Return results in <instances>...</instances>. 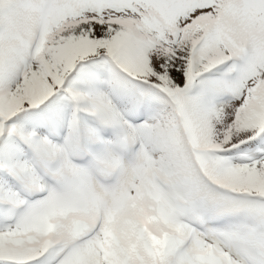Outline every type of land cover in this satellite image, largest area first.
Segmentation results:
<instances>
[{
  "label": "snow or ice",
  "instance_id": "snow-or-ice-1",
  "mask_svg": "<svg viewBox=\"0 0 264 264\" xmlns=\"http://www.w3.org/2000/svg\"><path fill=\"white\" fill-rule=\"evenodd\" d=\"M0 264H264V0H0Z\"/></svg>",
  "mask_w": 264,
  "mask_h": 264
}]
</instances>
